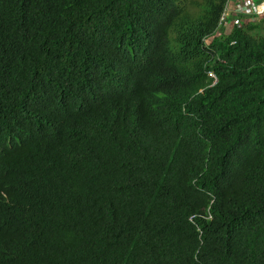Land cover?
<instances>
[{"label":"trees","instance_id":"obj_1","mask_svg":"<svg viewBox=\"0 0 264 264\" xmlns=\"http://www.w3.org/2000/svg\"><path fill=\"white\" fill-rule=\"evenodd\" d=\"M205 1L0 0V264H264V18Z\"/></svg>","mask_w":264,"mask_h":264},{"label":"built area","instance_id":"obj_2","mask_svg":"<svg viewBox=\"0 0 264 264\" xmlns=\"http://www.w3.org/2000/svg\"><path fill=\"white\" fill-rule=\"evenodd\" d=\"M262 18H264V0H260L259 3H256L255 0H226L219 25L221 29L231 32L238 26H242L245 21L246 23H256ZM222 33L217 31L216 36H220Z\"/></svg>","mask_w":264,"mask_h":264},{"label":"rangeland","instance_id":"obj_3","mask_svg":"<svg viewBox=\"0 0 264 264\" xmlns=\"http://www.w3.org/2000/svg\"><path fill=\"white\" fill-rule=\"evenodd\" d=\"M184 1H185V4L188 6V8L191 9L192 13L194 15H196L194 17H197V16L202 14L203 7H204V5L206 3L205 0H184ZM255 1H256V3L260 2V0H255ZM243 24H247L246 21L243 22ZM207 40H208L207 42L209 43L210 42V38L207 39Z\"/></svg>","mask_w":264,"mask_h":264},{"label":"clouds","instance_id":"obj_4","mask_svg":"<svg viewBox=\"0 0 264 264\" xmlns=\"http://www.w3.org/2000/svg\"><path fill=\"white\" fill-rule=\"evenodd\" d=\"M223 12H224V10H223ZM223 12H222V14H223ZM220 23V22H219ZM250 22H248L247 24H249ZM257 23V22H256ZM238 28V27H237ZM234 30V29H233ZM232 30V31H233ZM217 31H221V32H223L222 33V35L223 34H229L230 33V31L229 30H227V29H221L220 28V25H218V27H217V29H216V31L212 34V35H209V36H207V37H205V43H206V45H210L211 43H212V41H213V39L215 38V37H218V36H216V33H217ZM210 38V40H211V42L210 43H208L207 41V39H209ZM210 75L212 76V77H214V78H216V76H215V74L214 73H210Z\"/></svg>","mask_w":264,"mask_h":264}]
</instances>
